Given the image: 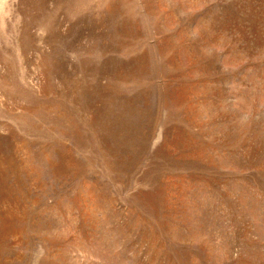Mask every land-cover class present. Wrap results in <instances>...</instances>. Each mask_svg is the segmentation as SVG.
Listing matches in <instances>:
<instances>
[{"label":"rangeland","instance_id":"obj_1","mask_svg":"<svg viewBox=\"0 0 264 264\" xmlns=\"http://www.w3.org/2000/svg\"><path fill=\"white\" fill-rule=\"evenodd\" d=\"M0 264H264V0H0Z\"/></svg>","mask_w":264,"mask_h":264}]
</instances>
